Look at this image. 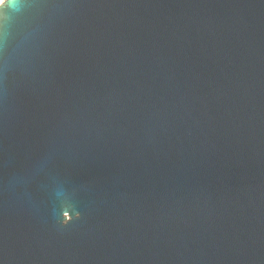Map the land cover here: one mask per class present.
<instances>
[{"label":"water","instance_id":"water-1","mask_svg":"<svg viewBox=\"0 0 264 264\" xmlns=\"http://www.w3.org/2000/svg\"><path fill=\"white\" fill-rule=\"evenodd\" d=\"M0 264H264V0H7Z\"/></svg>","mask_w":264,"mask_h":264},{"label":"bare ground","instance_id":"bare-ground-1","mask_svg":"<svg viewBox=\"0 0 264 264\" xmlns=\"http://www.w3.org/2000/svg\"><path fill=\"white\" fill-rule=\"evenodd\" d=\"M4 2V0H0V5Z\"/></svg>","mask_w":264,"mask_h":264},{"label":"clouds","instance_id":"clouds-1","mask_svg":"<svg viewBox=\"0 0 264 264\" xmlns=\"http://www.w3.org/2000/svg\"><path fill=\"white\" fill-rule=\"evenodd\" d=\"M5 3H7V0H5ZM0 7H3V5H0Z\"/></svg>","mask_w":264,"mask_h":264}]
</instances>
